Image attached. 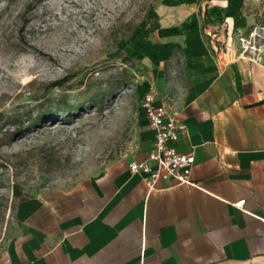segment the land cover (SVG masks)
Returning a JSON list of instances; mask_svg holds the SVG:
<instances>
[{
    "label": "crops",
    "instance_id": "obj_1",
    "mask_svg": "<svg viewBox=\"0 0 264 264\" xmlns=\"http://www.w3.org/2000/svg\"><path fill=\"white\" fill-rule=\"evenodd\" d=\"M236 7L222 33L215 21L204 33L197 21L179 28L164 57L180 74L169 80L159 67L150 77L157 102L173 104L187 127L176 145L195 155L193 183L151 188L130 169L155 143L143 111L124 157L76 188L18 201L0 264H264V45L258 62L239 57L236 37L228 51L213 49L229 30H248L230 18Z\"/></svg>",
    "mask_w": 264,
    "mask_h": 264
},
{
    "label": "rangeland",
    "instance_id": "obj_2",
    "mask_svg": "<svg viewBox=\"0 0 264 264\" xmlns=\"http://www.w3.org/2000/svg\"><path fill=\"white\" fill-rule=\"evenodd\" d=\"M230 7L264 26V0H0V249L22 197L76 188L134 147L150 77L180 74L169 39L196 21L222 33Z\"/></svg>",
    "mask_w": 264,
    "mask_h": 264
},
{
    "label": "built area",
    "instance_id": "obj_3",
    "mask_svg": "<svg viewBox=\"0 0 264 264\" xmlns=\"http://www.w3.org/2000/svg\"><path fill=\"white\" fill-rule=\"evenodd\" d=\"M208 35L215 37L212 31ZM235 35V36H234ZM226 42L217 44L213 41V49L228 51L232 42H238L239 57H247L254 62L261 59L264 45V26L257 25L250 31H230ZM159 90L154 84L148 85L141 99V107L148 120L149 126L155 131L154 144L145 160L131 161L129 166L133 172H141L151 188H155L161 179L173 178L180 183H193L191 179L192 166L195 162L193 152L180 150L176 143L180 133L187 128L179 119L178 112L171 108L173 104L158 103ZM245 199L235 202L242 206Z\"/></svg>",
    "mask_w": 264,
    "mask_h": 264
}]
</instances>
